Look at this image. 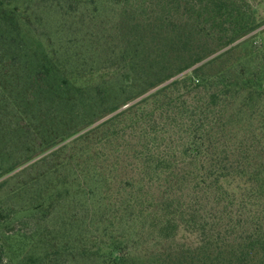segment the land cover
<instances>
[{
    "label": "trees",
    "instance_id": "trees-1",
    "mask_svg": "<svg viewBox=\"0 0 264 264\" xmlns=\"http://www.w3.org/2000/svg\"><path fill=\"white\" fill-rule=\"evenodd\" d=\"M85 1L130 0L59 5L78 15ZM158 1L172 14L158 19L160 31L151 38L177 54L175 63L166 67L170 53L157 43L151 47L157 58L135 62L129 41L103 74L60 60L33 35L24 2L0 0V70L17 68L29 94L22 102L33 112L24 117L14 109L0 143L35 142L22 157L0 164V179L31 160L44 169L36 180L57 175L29 209L44 214L46 199L56 196L81 205L83 214L69 220L66 250L93 264H264V53L254 51L262 64L251 73L227 65L261 33L264 19L250 2L264 0ZM182 8L193 27L185 39L172 34L176 29L167 32ZM197 34L208 40L199 49ZM93 181L105 187L102 215L88 203ZM148 184L158 186V195L144 193ZM137 211L151 220L154 241L171 244L165 253L137 259L134 240L116 232ZM183 232L196 242L173 248ZM59 234L39 228L29 237L13 235L31 252L17 264L47 262L49 240Z\"/></svg>",
    "mask_w": 264,
    "mask_h": 264
},
{
    "label": "rangeland",
    "instance_id": "rangeland-1",
    "mask_svg": "<svg viewBox=\"0 0 264 264\" xmlns=\"http://www.w3.org/2000/svg\"><path fill=\"white\" fill-rule=\"evenodd\" d=\"M22 1L24 2L22 3V13L28 20L37 41L60 60H68L73 67L84 64L88 69L86 73L94 70L102 71L101 73L107 72L108 68L113 65V62L109 60L110 57L119 53L129 41L134 42L131 51L135 62H138L137 60L141 63L147 62L144 59L151 55L157 58L159 52H155L156 50L151 48L157 43L159 48L170 53L169 58L165 59L166 67L175 63L177 54L172 53L170 47L164 42L159 45L158 40L151 38L152 34L155 33L156 36L160 31L158 19H166L172 14V10L166 9L163 4L158 3V0H130L120 4L99 1L91 4L85 1L78 15L67 14L60 7L59 0ZM250 4L258 18L264 19V2L260 5L251 2ZM177 18L179 20L175 24H171L167 32L172 33L173 29H176V32L172 34L177 35L179 39H185L193 32L185 8L180 9ZM260 31L257 38L252 39L246 47L239 49L227 58V65H233L236 74L242 68L251 73L261 66V61L254 54L255 50L260 54L264 53V27ZM194 39L198 49L208 44V40L198 34ZM179 50L183 55L182 43L179 45ZM143 53H146V57H143ZM135 54L138 56L135 57ZM2 57L3 54L0 52V59ZM16 69L14 67L13 69L0 70V115L2 116L0 130L6 129V125L9 124L8 120L13 115L15 116L14 109L17 108L20 112H24L25 114H22L24 117H27V114L31 116L33 113L28 110L30 107L22 102V97H25V93L28 94V91L25 84L20 81L21 79L16 78ZM159 69L161 68L159 67L157 71ZM96 80L101 79L96 78ZM115 84L119 85L120 81ZM262 84L264 87V80ZM236 111L237 108L231 110V112ZM244 113V123L249 124L247 119L251 112L246 110ZM41 139L42 137L39 138V141ZM34 146L35 142L31 141L26 145L24 143L7 145L0 143V164L8 165L10 160L22 157L28 147ZM34 161L31 160L0 179V250L5 251L1 256L0 264H17L30 257L31 252H29L28 244L24 245V243L15 242L20 240L10 238L16 234L29 237L39 228L46 231V235L54 231H58L60 234L56 240L53 237L52 240H49L52 242V246L48 248V254L45 256L47 262L40 261L37 264H93V262L72 255L66 250L69 244L66 238L70 228L69 220L75 215L83 214L81 205H73L68 199L56 196L52 200L46 199L48 202L44 214L35 213L29 209L30 204L41 199L46 194V189L56 183L57 176L53 175L41 181L36 180L44 169L31 166ZM121 175L126 179L125 174ZM31 181H34L33 185H28L15 197L13 193ZM97 183L93 181L94 193L88 197V203L95 206L96 209L104 205L101 200L104 198L103 189L105 188L102 185L96 188ZM158 192L159 188L155 184H148L144 190V193L150 195H158ZM104 211V209L99 210L98 208L97 215H102ZM150 225L151 220L148 215L138 211L134 213L132 219L119 221L116 225L117 233L134 240L130 241V245L134 243V254L137 259L146 260L147 257L151 258L157 253H165L171 246L166 241H154ZM193 240V237L183 232L178 237V241L173 244V248L195 243L196 241ZM11 256L15 259L13 260Z\"/></svg>",
    "mask_w": 264,
    "mask_h": 264
}]
</instances>
